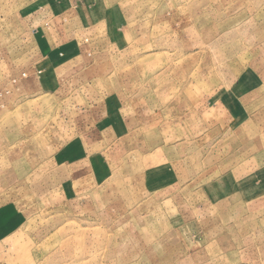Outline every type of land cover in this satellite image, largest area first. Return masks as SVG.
I'll list each match as a JSON object with an SVG mask.
<instances>
[{"label":"rangeland","instance_id":"1","mask_svg":"<svg viewBox=\"0 0 264 264\" xmlns=\"http://www.w3.org/2000/svg\"><path fill=\"white\" fill-rule=\"evenodd\" d=\"M0 264H264V0H0Z\"/></svg>","mask_w":264,"mask_h":264}]
</instances>
